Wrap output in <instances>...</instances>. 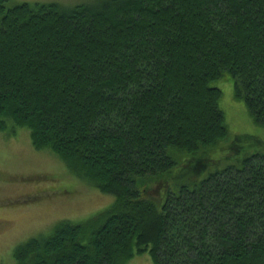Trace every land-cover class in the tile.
I'll return each instance as SVG.
<instances>
[{
    "label": "trees",
    "instance_id": "trees-1",
    "mask_svg": "<svg viewBox=\"0 0 264 264\" xmlns=\"http://www.w3.org/2000/svg\"><path fill=\"white\" fill-rule=\"evenodd\" d=\"M220 81L264 128V0H0V133L29 131L115 198L18 246L15 264H264V145L237 136L225 167L204 160L230 142Z\"/></svg>",
    "mask_w": 264,
    "mask_h": 264
},
{
    "label": "rangeland",
    "instance_id": "rangeland-1",
    "mask_svg": "<svg viewBox=\"0 0 264 264\" xmlns=\"http://www.w3.org/2000/svg\"><path fill=\"white\" fill-rule=\"evenodd\" d=\"M101 1L12 0V4H58L73 8L93 6ZM215 85L223 92L220 106L229 127L227 140L230 142L205 157V161L216 163L212 170L225 167L219 163L232 157L231 146L237 136L253 137L242 145L249 151L263 149L256 141L264 145V128L253 122L244 102L236 100L233 85L227 86L221 81ZM224 153L225 157L221 158ZM243 155L239 153L236 158L242 159ZM182 177L183 174L174 172L168 182L170 187ZM166 189L162 182L147 187L148 195L157 201L164 197ZM114 203L113 196L103 194L80 179L58 156L37 151L29 131L19 130L13 136L0 133V264H15L14 252L18 246L51 234L60 223L89 221ZM129 264L156 263L147 252L136 256Z\"/></svg>",
    "mask_w": 264,
    "mask_h": 264
}]
</instances>
